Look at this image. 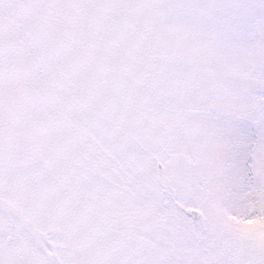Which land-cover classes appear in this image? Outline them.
I'll list each match as a JSON object with an SVG mask.
<instances>
[{
	"label": "snow or ice",
	"instance_id": "snow-or-ice-1",
	"mask_svg": "<svg viewBox=\"0 0 264 264\" xmlns=\"http://www.w3.org/2000/svg\"><path fill=\"white\" fill-rule=\"evenodd\" d=\"M0 264H264V0H0Z\"/></svg>",
	"mask_w": 264,
	"mask_h": 264
}]
</instances>
